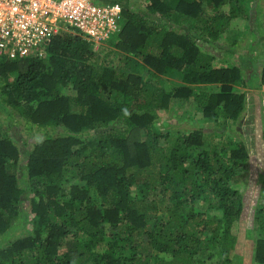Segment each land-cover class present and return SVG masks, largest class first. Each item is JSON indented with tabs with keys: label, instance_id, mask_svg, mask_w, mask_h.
I'll return each mask as SVG.
<instances>
[{
	"label": "trees",
	"instance_id": "trees-1",
	"mask_svg": "<svg viewBox=\"0 0 264 264\" xmlns=\"http://www.w3.org/2000/svg\"><path fill=\"white\" fill-rule=\"evenodd\" d=\"M115 1L117 65L96 61L95 43L74 27L43 55L0 54L11 123L0 122V264H194L216 251L218 264H235L246 246L264 264V195L249 213L238 187L252 140L235 128L221 139L229 125L258 121L264 145V69L214 65L200 46L220 45L249 0H144L145 11ZM175 100L215 123L220 141L207 144L203 126L161 131ZM11 126L41 133L24 158Z\"/></svg>",
	"mask_w": 264,
	"mask_h": 264
},
{
	"label": "rangeland",
	"instance_id": "rangeland-1",
	"mask_svg": "<svg viewBox=\"0 0 264 264\" xmlns=\"http://www.w3.org/2000/svg\"><path fill=\"white\" fill-rule=\"evenodd\" d=\"M131 2L134 3L135 8L145 11L144 0H131ZM256 2L258 3L259 0H249V4L244 6L243 15L238 18V22L233 24L235 27L222 35L219 42L220 45L216 47L210 46L207 40H200L201 48L215 56L214 65H233L238 63L244 68L245 66L249 68L251 67L250 62H253L259 67L260 71L261 68L264 69V0H260L258 3L257 12L255 10ZM114 37L115 35L108 40L94 45L97 52L96 61H104L115 65L119 64V51L113 46L112 42ZM249 54L254 61H246L245 57H248ZM244 71H246V68ZM162 80L168 88H172L176 83H180V77L177 74L171 77L164 76ZM238 88L243 89L244 87L239 86ZM159 115L157 127L161 131L168 129L169 132L173 133L177 131L188 132L190 129L203 126L207 131V144L215 140L220 141V136H214L211 133L214 130L215 123L203 120L201 112L198 109L196 110L194 104L190 102L175 100L172 102L171 108L161 112ZM6 116V113L0 108V122L4 126L9 127L11 123H8ZM229 126L230 128L228 129L225 127L226 130L224 131L227 133L223 132L221 139H227L230 136L228 133L235 128L239 129L240 132L242 130L246 141L251 142L250 140H252L254 146L251 148L252 156L247 172L238 183V187L245 195V201H249L246 211L251 213L254 207L262 202V196L264 195V174L260 173L261 169L264 168V145L259 135L261 126L259 127L258 121L257 124L253 123L251 130L247 129L242 121ZM10 129L13 132L15 141L20 146L23 158L26 157L27 149L31 148L32 144L40 138L41 133L24 127L15 129V127L11 126ZM232 134L237 136L235 132H232ZM246 135L249 136L246 137ZM20 172L24 174L23 166ZM26 204L28 205V199L25 201V208ZM236 228L238 229V226H235V231ZM22 232V227H19L13 230L12 235H20ZM251 237L254 239L255 235L252 234ZM220 261L221 257L216 251L199 256V259L194 264H218ZM235 264H255L253 262L252 249L250 250L249 246L245 247L241 258L237 259Z\"/></svg>",
	"mask_w": 264,
	"mask_h": 264
},
{
	"label": "built area",
	"instance_id": "built-area-1",
	"mask_svg": "<svg viewBox=\"0 0 264 264\" xmlns=\"http://www.w3.org/2000/svg\"><path fill=\"white\" fill-rule=\"evenodd\" d=\"M122 12L115 0H0V54L43 55L45 43L68 27L95 44L103 42L120 31ZM260 92L264 117V85Z\"/></svg>",
	"mask_w": 264,
	"mask_h": 264
},
{
	"label": "crops",
	"instance_id": "crops-1",
	"mask_svg": "<svg viewBox=\"0 0 264 264\" xmlns=\"http://www.w3.org/2000/svg\"><path fill=\"white\" fill-rule=\"evenodd\" d=\"M208 43V45H210V43L209 42H207ZM211 46V45H210ZM246 58V61H251V59H252V56L249 54L248 55V57H245ZM249 58V59H248ZM251 64V66L253 65V62H250ZM256 64L254 63V66H255ZM219 66H226V65H219ZM243 67V66H242ZM245 68H246V71H244L245 70ZM245 68L243 67V74H245V75H247V70H248V66H245ZM249 68H253V67H249ZM243 90H245V91H252L250 88H246V87H244L243 88ZM260 91V90H259Z\"/></svg>",
	"mask_w": 264,
	"mask_h": 264
}]
</instances>
